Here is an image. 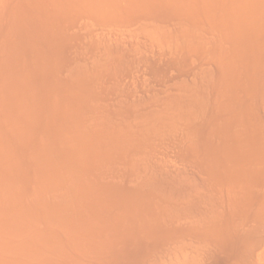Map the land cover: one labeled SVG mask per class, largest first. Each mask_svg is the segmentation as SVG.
<instances>
[{"label":"bare ground","instance_id":"obj_1","mask_svg":"<svg viewBox=\"0 0 264 264\" xmlns=\"http://www.w3.org/2000/svg\"><path fill=\"white\" fill-rule=\"evenodd\" d=\"M0 264H264V0H0Z\"/></svg>","mask_w":264,"mask_h":264}]
</instances>
